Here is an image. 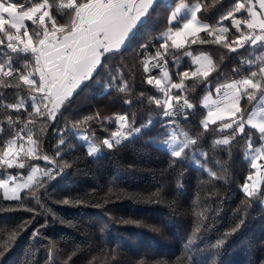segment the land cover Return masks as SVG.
Instances as JSON below:
<instances>
[{
    "label": "trees",
    "instance_id": "1",
    "mask_svg": "<svg viewBox=\"0 0 264 264\" xmlns=\"http://www.w3.org/2000/svg\"><path fill=\"white\" fill-rule=\"evenodd\" d=\"M51 2L58 22L69 24L71 15L56 7L60 0ZM181 3H199L198 19L215 25L235 0L161 1L128 42L106 56L94 78L85 81L61 106L54 120L48 119L45 111L43 116L33 115L34 123H28L30 97L34 95L28 86L0 88V152L17 134L25 137L26 147L28 135L39 145L38 156L21 157L24 168L0 165V179L7 174L26 176L33 166L40 168V177L20 194L21 199L9 201L0 196V264H89L94 257L95 264H264V192L259 189L255 197L248 198L242 190L247 176L254 173L247 154L248 139L237 135L230 145H216V139L232 130L220 132L210 125L205 132L201 127L206 112L201 107L204 96L214 95L217 85L238 78L232 69L256 55L251 48L239 50L243 56L229 52L202 32L199 36L208 43L197 40L193 44L190 37L183 48L175 49L167 41L161 66L150 67L146 73L145 63H156V53L165 52L160 44L165 42L171 12ZM236 16L247 18V13ZM186 19L179 18L172 27H180ZM26 23L33 32L37 30L31 22ZM223 26L230 29L231 39L235 33L231 18L223 21ZM197 55L211 57L217 70L207 80H185L186 95L195 107L188 110L187 119L167 123L163 109L149 99H163V93L146 81L149 76L160 77L166 69L173 82H179L178 72L196 70L193 59ZM14 60L16 67H23L32 57L21 52ZM116 84H126V91ZM21 99L27 111L5 107ZM242 104L245 109L252 105L246 99ZM97 113L101 119L96 118ZM117 114H127L142 131L108 149L102 140L111 139V132L118 130ZM9 116L14 120L19 117V122L10 126ZM89 116L93 117L90 121L86 120ZM246 130L255 133L253 142L258 145L257 132ZM77 131L101 147L99 155H88L75 135ZM173 131L178 139H183L182 132L198 138L178 160L162 142L170 139ZM60 139L65 141L60 146L62 159L56 155ZM44 156L68 166L55 179H48L43 170L53 165ZM208 170L223 178L210 176ZM197 212L203 213L202 220ZM197 226L200 230L193 236ZM13 233L15 237L9 239ZM221 240L223 244L218 243Z\"/></svg>",
    "mask_w": 264,
    "mask_h": 264
},
{
    "label": "snow or ice",
    "instance_id": "2",
    "mask_svg": "<svg viewBox=\"0 0 264 264\" xmlns=\"http://www.w3.org/2000/svg\"><path fill=\"white\" fill-rule=\"evenodd\" d=\"M157 3L158 0H60L56 7L66 10V13L71 15L70 23L62 24L58 22L51 0H0V88L28 86L34 93L30 97L32 111L29 112L28 123H34L33 115L43 116L45 111L48 119L54 120L61 106L81 88L85 81L94 78L97 68L103 65L107 55L120 50L126 44L138 25L143 23L142 18H146ZM185 8L186 5L181 3L171 12L169 27L164 34L165 42L160 44V48L165 52L163 54L157 52L154 58L156 63L151 65L145 63L144 70L148 73L150 67L161 66L160 61L167 54L169 40L171 47L175 49L183 48L188 43L189 37H193L191 40L193 44L197 43V40L201 44L208 43L209 41L199 36L202 32L214 37L211 42L222 44L229 52L241 56L244 55L239 51L241 49L247 51L248 48H259L261 51L255 59H243L236 68L232 69L234 77L238 78H233L230 82L217 87V93H223V97L229 98V103L223 108L217 101H213L211 107L206 104L207 116L201 121V127L205 132L210 130V125H216V130L220 132L232 130L230 135L216 139L214 141L216 145H230L237 135L247 137L251 167L259 172L260 169H264V165L259 167L257 165L258 160H264V110L260 113L255 111L249 113L242 101L246 99L249 104L258 102L264 107V0H235L231 10L215 25L198 21L201 5L195 3L186 9L190 13V19L183 22L182 27L173 28L172 25L177 21L181 10ZM245 12L247 18L236 16L237 13ZM230 18L231 25L235 29L231 39L228 37L230 29L223 26V21ZM26 22H31L37 30L34 32L30 30ZM21 52L25 55L31 54L32 61L26 62L23 67H16L14 56ZM185 54L191 55V53ZM193 64L197 65L195 71L177 73L179 82H173L166 69L162 70L160 77L149 76L146 81L163 93V99L157 97H149V99L163 109V117L167 123L177 122L181 117L187 119L188 110L195 107L186 95L185 80L196 77L207 80L217 70L213 59L207 55L195 56ZM14 81L16 83H13ZM115 86L120 91L127 89L126 84L123 87L119 84ZM173 89L176 91H172ZM204 99L209 98L205 96ZM5 107L20 112L21 109L27 111L28 106L21 99ZM257 115L260 116L259 119H256ZM225 116L228 117L226 122ZM96 118L101 119L99 113L96 114ZM7 119L10 126L19 122V117L14 120L9 116ZM92 119V116L86 118L88 121ZM217 121L221 123L217 124ZM115 122L118 130L111 132V139L102 140V145L108 149L120 145L122 141L142 131L141 128L134 127L135 121H130L127 114L115 115ZM247 126L258 131V146L253 142L255 133L248 132ZM20 131L23 132L24 129ZM181 135L183 139H178L176 132L173 131L170 139L162 141L167 145L170 155L177 160L182 158L187 149L196 145L198 139L187 132H182ZM26 139L29 142L28 147L23 142L25 140L23 135L17 134L9 140L0 152V165H6L8 168L14 165L24 168L22 156L28 158L38 156V142L32 135H28ZM84 139L87 140V137ZM64 144L65 141L60 139L57 145L56 155L61 159L60 146ZM87 151L89 156H96L101 151V147L94 143L89 144ZM43 159L53 165L52 168L43 170V175L48 179H55L68 166L67 162L60 164L58 160L48 156H44ZM35 171L36 169H33V175H29L24 183H15L14 178L11 182L0 179L3 198L9 201L21 199L20 192L31 186ZM208 171L214 178H223L217 177L215 172ZM247 181H252V184L249 185ZM40 186L42 187L43 184L41 183ZM242 190L248 198L257 195L259 189L253 174L247 176ZM196 215L203 219V213L197 212ZM199 230L197 226L193 230V236ZM236 230L234 228L233 232ZM15 235L16 233H13L9 239H13ZM34 235L39 233L35 232ZM218 243L223 244L224 241ZM2 255L3 253L0 252V256ZM49 260H51V249ZM95 260L96 257L89 261V264H95ZM139 264H144V261H140Z\"/></svg>",
    "mask_w": 264,
    "mask_h": 264
},
{
    "label": "rangeland",
    "instance_id": "3",
    "mask_svg": "<svg viewBox=\"0 0 264 264\" xmlns=\"http://www.w3.org/2000/svg\"><path fill=\"white\" fill-rule=\"evenodd\" d=\"M186 13H188L189 14V17H187V19H190V13L189 12H187L186 10H184V11H181V13L178 15V17H180V16H182L183 14H186ZM198 21L200 22V23H204V22H202V21H200L199 19H198ZM183 23V22H182ZM229 103V98H227V99H225L224 101H223V103L221 104V105H219L221 108H223V107H225L227 104ZM208 106H213V104H209ZM247 110V112H252V111H255V112H257V113H260L262 110H264V107H262L261 106V104H259L258 102H253V104L249 107V109H246ZM207 112H208V108H207V110H206V112H205V116L204 117H206L207 116ZM260 118V116L259 115H257V117H256V119H259ZM204 119V118H203ZM202 119V120H203ZM227 119H228V117L227 116H225V122L227 121ZM201 120V121H202ZM217 123H221L220 121H217ZM246 128H250L251 129V127L250 126H247ZM229 130H231V129H229ZM255 130V129H254ZM256 132H257V134L259 135V133H258V131L257 130H255ZM75 135H76V137H77V139H78V141L85 147V149L87 150V148H88V145L89 144H93V142H92V140L82 131H77V132H75ZM84 137H87V140H85L84 139ZM258 145H259V142H258ZM257 145V146H258ZM100 154V152L97 154V155H99ZM248 155H249V158H250V161H251V156H250V154H249V150H248V153H247ZM96 155V156H97ZM94 157V156H93ZM257 165H258V167H259V165H264V160H258L257 161ZM33 169H36V171H35V174H34V179H33V182H32V184H31V186H33L34 184H35V182H36V180L40 177V168L38 167V166H33L30 170H29V173L26 175V176H22L21 174H17V175H13V174H7V175H5L3 178H1V179H5V180H9L10 182L13 180V178H14V180H15V183H24V182H26L27 181V177L29 176V175H33ZM253 175H254V179L257 181V186H258V189H263V192H264V169H260V171L258 172L257 171V169H254V173H253ZM249 183V185H251L252 184V181H249L248 182ZM14 186V185H13ZM30 186V187H31ZM29 187V188H30ZM26 189H28V188H25V189H23L21 192H20V194L24 191V190H26ZM0 196L3 198V189H0ZM4 199V198H3ZM262 204H263V206H264V197H263V201H262Z\"/></svg>",
    "mask_w": 264,
    "mask_h": 264
},
{
    "label": "built area",
    "instance_id": "4",
    "mask_svg": "<svg viewBox=\"0 0 264 264\" xmlns=\"http://www.w3.org/2000/svg\"><path fill=\"white\" fill-rule=\"evenodd\" d=\"M163 2H167L168 0H162ZM223 84V83H222ZM219 85H217L215 88H214V95L212 97V102L213 101H217L219 103V105L223 102V100L226 98V97H223V93H217L216 89Z\"/></svg>",
    "mask_w": 264,
    "mask_h": 264
},
{
    "label": "crops",
    "instance_id": "5",
    "mask_svg": "<svg viewBox=\"0 0 264 264\" xmlns=\"http://www.w3.org/2000/svg\"><path fill=\"white\" fill-rule=\"evenodd\" d=\"M158 3H161V0H158ZM157 3V4H158ZM156 4V5H157ZM177 7H179V6H177ZM187 7H190V6H186V8L185 9H182L181 11H184V10H186L187 9ZM257 8H258V6H257ZM187 11V10H186ZM188 12V11H187ZM181 17H189V14L188 13H186V14H183L182 16H180V17H177V20L179 19V18H181ZM143 19V21L146 19V18H142ZM187 20V19H186ZM185 20V21H186ZM184 21V22H185ZM175 23V22H174ZM180 27H182V24H181V26ZM136 30V29H135ZM134 30V31H135ZM190 38V37H189ZM128 42V41H127ZM126 42V43H127ZM252 49V51H254L255 52V55L257 56L258 54H259V52L261 51L259 48H251ZM260 166V165H259Z\"/></svg>",
    "mask_w": 264,
    "mask_h": 264
},
{
    "label": "bare ground",
    "instance_id": "6",
    "mask_svg": "<svg viewBox=\"0 0 264 264\" xmlns=\"http://www.w3.org/2000/svg\"><path fill=\"white\" fill-rule=\"evenodd\" d=\"M17 257H19V256H17ZM19 259V258H18ZM21 259V258H20ZM18 263V262H17Z\"/></svg>",
    "mask_w": 264,
    "mask_h": 264
}]
</instances>
